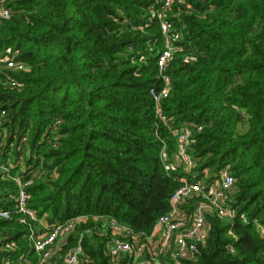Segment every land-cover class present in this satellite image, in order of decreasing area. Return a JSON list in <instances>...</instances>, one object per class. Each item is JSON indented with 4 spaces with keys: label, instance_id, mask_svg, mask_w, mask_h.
I'll return each mask as SVG.
<instances>
[{
    "label": "trees",
    "instance_id": "trees-1",
    "mask_svg": "<svg viewBox=\"0 0 264 264\" xmlns=\"http://www.w3.org/2000/svg\"><path fill=\"white\" fill-rule=\"evenodd\" d=\"M0 2L11 12L0 18V210L10 212L0 263L36 261L31 229L82 216L58 254L80 241L81 264H114L107 220L149 235L179 177L206 191L226 168L234 215L212 205L199 253L181 262L264 264V0H171L164 11L154 0ZM162 24L173 54L159 116L150 90L164 85ZM183 127L189 168L174 163ZM16 177L32 180L25 205L36 221L20 222Z\"/></svg>",
    "mask_w": 264,
    "mask_h": 264
},
{
    "label": "built area",
    "instance_id": "built-area-1",
    "mask_svg": "<svg viewBox=\"0 0 264 264\" xmlns=\"http://www.w3.org/2000/svg\"><path fill=\"white\" fill-rule=\"evenodd\" d=\"M154 2L159 5V10L164 11L170 5L171 0H154ZM10 16L9 8L0 2V18H9ZM156 16L162 18V13L158 12ZM161 29L165 47L158 56L157 67L164 85L159 93H156L155 89L150 90V94L156 102V113L159 116H161V110L158 102L161 98L167 97L170 89L169 76L163 74V70L173 54L167 36L168 28L162 24ZM4 60L5 58L0 55V62ZM7 60L8 58H6ZM14 65L12 60L7 61V66ZM17 67L21 69L23 65ZM200 129L201 126H198L197 130ZM190 135L189 127H183L178 131V150L174 160L176 165H179L181 161L185 162L186 168L193 165L185 153ZM162 159L164 162L168 161L164 152H162ZM169 166L170 164L167 165V167ZM178 179L181 185L171 195L169 212L158 217L149 235L134 233L129 227L118 223L115 219L106 221V227L108 226L111 231L106 251L114 264L124 256L129 258L127 264H162L161 257L166 253H170L175 264H183L182 259L193 258L199 253L198 244L207 237L209 227L204 213L212 205L219 216L231 218L234 215L233 210L226 203V191L230 190L234 182L228 169L220 170L214 182L206 183V191L200 182L192 183L184 176ZM15 180L19 186L16 209L22 214L20 222L36 221L33 211L26 208L25 205L28 195L24 187L31 184L32 180L22 182V179L18 177ZM195 195H200L202 200H192ZM188 203L194 204L193 211L185 207ZM0 217L7 219L10 217V212L0 210ZM241 218L244 219V216L241 215ZM94 220H98V218L94 217ZM84 221L85 217L80 216L62 223L51 225L43 223L42 229H31L29 236L32 252L37 256L36 261L31 260L32 258L30 257V259L28 254L23 253L16 255L13 259L5 258L0 264H81L83 249L80 241L68 248L62 255L58 254V250L61 249L60 246H63L64 238L74 231L76 223ZM99 231L101 234H105V228H100ZM261 233H264L262 229ZM54 255H56L55 258Z\"/></svg>",
    "mask_w": 264,
    "mask_h": 264
}]
</instances>
